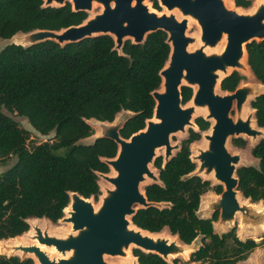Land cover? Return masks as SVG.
<instances>
[{"label": "trees", "instance_id": "1", "mask_svg": "<svg viewBox=\"0 0 264 264\" xmlns=\"http://www.w3.org/2000/svg\"><path fill=\"white\" fill-rule=\"evenodd\" d=\"M42 0H0V40L36 30L58 32L80 25L85 12H73L65 2L60 7H43ZM151 8L160 11L155 0ZM235 7L246 9L249 0H234ZM166 35L156 31L146 35L141 44L129 40L120 51L113 49L108 35L85 38L62 46L43 41L27 47L12 43L0 49V164L11 157L15 162L0 172V240L23 235L29 219H45L54 224L68 205L69 194L97 201L100 195L97 174L109 169L102 161L115 156L117 146L108 139L79 141L93 135L87 121L112 122L120 112L132 116L119 131L122 139L142 130L152 117L151 93L160 88L169 46ZM246 65L256 83L264 87V41L244 46ZM241 80L237 72L224 77L219 87L231 91ZM192 90L180 88L182 105ZM249 107L255 124L264 128V92L255 96ZM5 112L24 118L39 135L53 133L52 141L27 147V131ZM197 130H187L172 158L162 167L157 156L152 167L158 183L144 186L147 202L161 203V208L137 209L130 217L136 228L157 234L165 229L179 243L199 246L189 254L186 264H238L256 248L264 251V235L258 241L240 240L234 229L221 234L213 230L217 213L209 218L198 216L202 195L221 186L192 176L189 146L208 128L201 117L193 120ZM243 147L244 142L233 140ZM256 166L235 169L237 191L250 203L264 202V138L250 149ZM137 264H185L177 258L165 262L152 253L131 250ZM0 264H33L29 258L0 255Z\"/></svg>", "mask_w": 264, "mask_h": 264}, {"label": "water", "instance_id": "2", "mask_svg": "<svg viewBox=\"0 0 264 264\" xmlns=\"http://www.w3.org/2000/svg\"><path fill=\"white\" fill-rule=\"evenodd\" d=\"M42 1L43 7H60L68 2L73 12L88 13L93 4L100 5L101 10L78 26L58 32L32 31L17 38L16 43L12 44L27 47L43 41H53L62 46L85 38L108 35L113 40V49L119 52L125 40L141 44L146 35L162 31L166 35L169 54L159 72L163 91L151 93L154 101L151 119L154 121L147 120L142 130L122 139L119 131L132 116L130 112H123L110 123L93 120L97 128L94 139H108L117 146L113 158L102 160L112 175L97 174V178L110 185V188H101L102 195L97 207H93L91 198L83 199L76 193H70L69 217H62L58 221L70 224L71 233L59 237L33 226V234L29 239L36 243L17 247L3 245L4 252L8 253L7 257L16 256L15 253L19 252L22 256L20 259L29 258L37 264H110L104 260L105 256L123 257L130 246L144 253L155 254L165 262H168V254L176 255L172 258L175 259L183 251H188V245L166 243L163 239L152 241L127 227L131 224L130 217L137 209L162 207L161 203L147 202L143 191L139 190V184L144 181V177L149 178L152 183H158L157 176L148 170V165L156 157L155 150L163 148V167L174 156L171 151L177 149L176 145H169L170 134L182 133L186 126L196 128L190 121L195 109L205 108L206 114L201 118L205 121L212 119L214 122L208 129L209 133L202 136L205 140L204 149H197V155L189 157L192 163H198L191 175L207 181L204 177L212 174L217 185L221 186L220 194L213 200L204 202V214L216 212L215 226L219 229L232 225L236 214L241 228L264 227V208H257L248 199H244L247 202L243 204L236 200L239 192L236 189L235 165L239 162V156L230 155L225 148L231 136L242 134L264 138L263 132H259V127L255 124L253 110L250 115L257 129L249 128L247 122L241 120L232 123L228 117L233 100L236 110H239L247 97L254 98L260 93L249 85H243L231 94L215 93L218 71L223 73L230 68L247 72L238 63V59L242 51L245 52L244 46L247 43L264 41V5H258L250 13H238L226 9L222 0H158L159 7L168 12L158 16L143 5L144 0ZM173 10L180 13L179 20L172 14ZM186 17L194 21L199 29V46L192 51H187L186 47L196 40L185 34ZM222 36L224 42L221 52L206 54L203 47H215L221 42ZM181 87L192 90L189 99L191 103L186 107L181 103ZM45 221L48 224L49 221ZM39 245L53 246L60 255L69 253L70 256L49 259L38 248ZM133 264H137L136 259Z\"/></svg>", "mask_w": 264, "mask_h": 264}, {"label": "rangeland", "instance_id": "3", "mask_svg": "<svg viewBox=\"0 0 264 264\" xmlns=\"http://www.w3.org/2000/svg\"><path fill=\"white\" fill-rule=\"evenodd\" d=\"M157 2V5L159 6L158 4V0H155ZM224 2V7L228 10H233V11H236L238 13H250L252 12V8H254V6L258 3V2H263L264 3V0H249L250 2V6L246 9H243V8H240V7H235L234 5V0H223ZM143 5L147 6V8L149 9V11H155L151 8V5H150V0H144L143 1ZM160 8V11L157 12V13H164V9H162V7H159ZM101 10V6L98 5V4H93L92 5V10L90 13H86L87 14V18H90L91 16L95 15V14H98ZM176 16V14H175ZM177 20L180 19V17L177 15L176 16ZM187 29H186V35L187 36H191V37H194L197 44L195 47L199 46V41H198V37H199V29H198V26L195 24V22H192V21H188L187 22ZM24 34H16L14 35L13 37H11L9 40H0V49L3 48L5 45L7 44H10V43H16V39L17 38H21L23 37ZM220 47V50L223 48V44H219ZM237 72L240 76H241V83L239 85L238 88L242 87L243 85H249V86H252L253 88L256 89L257 93H260V92H264V87L262 86H258L257 83L255 82V80L253 79L252 75L250 74V72L247 70V72H242L241 70L239 69H231L228 73L230 74L231 72ZM220 81V80H219ZM215 93L216 94H219L221 95V93L219 92V82L217 84V87H216V90H215ZM253 98L252 97H248L246 99V102L244 104V106H246L247 108H249V102L252 100ZM189 104H185L183 105L184 107L188 106ZM123 112L119 113L116 115V117L120 116ZM5 114H7L9 117H11L13 120H15L17 122V124L24 130L27 131V142H26V145L27 147L31 146V145H35V144H39L41 142H45V141H52V137H53V133H49L48 135H45V136H41L39 135L38 133H36L27 123V121L22 118V117H18L14 114H9L7 112H5ZM115 117V118H116ZM197 117H204V114L202 113H199V114H193L191 116V119L190 121L193 123V120ZM88 125L93 128V135L91 137H88V138H85V139H82L79 141L80 144H90L92 143L93 139H94V136L95 134L97 133V128L95 127V122L93 120H88L87 121ZM209 125H210V121L208 122ZM188 129H192L194 131L197 130V128H189V127H185L184 128V132L180 133V132H177V133H174V134H170L169 136V145L171 147L173 146H177V149L176 150H172L171 151V154L174 155L176 153V151L178 150L179 148V143L186 138L187 136V130ZM208 132V130L204 131V132H201L200 133V137L197 141L193 142L190 144L189 146V152H190V158L191 157H194L197 155V149H204L205 147V140L202 138V136L204 134H206ZM263 134H264V130H263ZM235 137V136H231L228 138L227 142H226V145H225V148H226V151L230 154V155H238L239 156V162L235 165V169L240 167V166H256L257 164V161L255 159H253L250 155V149L257 143V141L261 138L260 136L257 137L252 143H250L248 140H244L245 142V145H244V148H242L241 150H235L234 148H232L231 146V139ZM162 154H163V148H157L155 150V156H161L162 158ZM15 162V157H11L9 160H7L4 164H0V172L2 171H5L6 169H8L10 166H12ZM194 164H195V168H197L198 166V163L197 161H194ZM148 170L149 172H151L154 176H157V171L155 170V168L152 167V163L148 165ZM106 175L110 176L112 175V172L111 170L109 169L108 173H106ZM202 178V177H201ZM203 179V178H202ZM98 185H99V191H100V195L98 196L97 198V201H94L92 199L91 200V203L93 204L94 208L97 207L98 203H99V197L101 196L102 194V190L101 188L102 187H106V188H110V185H108L105 181H103L102 179L98 178ZM152 181L149 179V178H146L144 177V181L141 182L139 184V190L142 191V188L148 184H151ZM209 183H210V186L213 187V186H216L217 183L213 180V179H210L209 180ZM218 195V194H217ZM212 190H209L207 191L206 193H204L200 199V203H199V208H198V211H197V214L198 216L200 217H203V218H209L211 216V213H208V214H204V208H205V204L204 202L206 200H213L214 197L217 196ZM239 199H243L240 194H239ZM242 202V201H241ZM256 204L257 208L259 209H263L264 208V202H258V203H254ZM64 215H62L63 217ZM61 217V218H62ZM32 220V219H31ZM42 222L45 221V220H41ZM31 222V221H30ZM215 223L214 222L212 224L213 226V230L215 233L217 234H221L223 232H226L230 229H234V232H235V235L238 239L240 240H245V239H252L254 241H258L260 239L261 236L264 235V227H257V228H249V227H244V228H241L240 226V221H239V216L238 214L235 215V218H234V221L232 223V225L230 226H225L224 228H216L215 226ZM42 224V223H41ZM68 224L67 223H62V222H55L54 224L48 222V229H49V232H51L50 234L51 235H60L59 233L65 231L67 228H68ZM28 227L30 228V225H29V222H28ZM28 228V230H29ZM161 235H169L168 232L163 229L161 232ZM173 239V238H172ZM11 241H9V239H7V241H0V244L1 245H10ZM199 246V242H198V239L194 240L190 245H188V252H187V255H186V258H182L181 256H178L176 257L180 262H183L186 264L187 262V259H188V256H189V253L193 250H195L197 247ZM133 249V247L130 246L128 252H127V258H118V257H108V256H105L104 257V260L110 264H121V262H124V263H129L130 260L133 258L131 256V250ZM0 255H5L7 256L8 253L6 252H1L0 251ZM15 255L19 258H21V254L19 252L15 253ZM28 256V255H26ZM30 257V256H29ZM171 260H173L172 258H169L168 259V262H171ZM33 264H34V261H33ZM188 264V263H187ZM190 264H195V263H190ZM238 264H264V251L261 249V248H256L255 250H253L249 255L248 257L242 261V262H239Z\"/></svg>", "mask_w": 264, "mask_h": 264}, {"label": "bare ground", "instance_id": "4", "mask_svg": "<svg viewBox=\"0 0 264 264\" xmlns=\"http://www.w3.org/2000/svg\"><path fill=\"white\" fill-rule=\"evenodd\" d=\"M222 2H223V0H222ZM223 4H224V2H223ZM264 5V3L263 2H258L255 6H254V8H252V11H254L255 10V8L258 6V5ZM164 9V8H163ZM92 10V9H91ZM91 11H89L88 13H90ZM155 12V11H154ZM172 12V14L175 16V14H176V16L178 15L179 17H180V13L178 12V11H176V10H173V11H171ZM158 16L159 15H161V14H168V12H166V11H164V13H161V14H158L157 12H155ZM175 16V18H177ZM186 20H187V22L188 21H192V20H190L188 17H186ZM192 22H194V21H192ZM188 24V23H187ZM185 32H186V30H185ZM186 34V33H185ZM223 42H224V36H222L221 37V44H223ZM219 43V44H220ZM196 44H197V42H195V43H189L188 45H187V47H186V50L187 51H192L193 50V48H195V46H196ZM219 44L218 45H216L215 47H207V46H204L203 47V50H204V52L206 53V54H211V53H220L221 52V50H220V47H218L219 46ZM238 63L243 67V68H246V70H248V68H247V65H246V63H245V52L244 51H242V55H241V57L238 59ZM231 69L230 68H227L226 70H225V72H217V79H216V84H215V90H216V87H217V83L219 82V80H221L222 79V77H224L225 75H227V73L230 71ZM249 71V70H248ZM181 84H184V81H181ZM156 91H158V92H162L163 91V85H162V82H161V85H160V88L158 89V90H156ZM248 98V97H247ZM246 98V99H247ZM245 102H246V100H245ZM244 102V103H245ZM191 103V101H188L186 104H190ZM244 103L240 106V108H239V110H237V120L239 119V120H241V121H243V122H247V126L250 128V127H253V128H255V129H257V127L254 125V123H253V120H252V116L250 115V113L252 112V111H250L247 115H246V117H245V119H242V114H244L245 113V106H244ZM185 105V104H184ZM247 111V110H246ZM194 113L195 114H199V113H202V114H204V116H205V114H206V110H205V108L204 109H195L194 110ZM245 115V114H244ZM212 122H214L212 119H210ZM149 121H154L153 119H149ZM156 122V121H155ZM258 130H259V132H263V130H264V128H258ZM210 131V130H209ZM207 133H209V132H207ZM250 137V136H249ZM257 138V137H256ZM256 138H252V137H250V139H251V143L256 139ZM204 179H206L207 181H209L210 179H213L216 183H218L214 178H213V175L212 174H209L207 177H204ZM102 195V194H101ZM90 199V198H89ZM236 200H237V202L239 203V204H243V203H245V202H247V201H245L244 200V198L243 199H239V194H237V196H236ZM242 201V202H241ZM94 207V206H93ZM94 211H95V209H94ZM69 212H70V207H69V204L66 206V208L63 210V217L64 218H67V217H69ZM41 220H45V219H29L27 222H29V225H30V228H29V230L26 232V233H24L23 235H21V236H18V237H16V238H12V239H9V241H11V243H10V245H11V247H17V246H27V245H30V244H35L36 243V241L35 240H30L29 239V237H31L32 236V227L33 226H37L39 229H41V230H46V232H47V234H49V235H51L50 233L51 232H49V229H48V224H47V222L46 221H41ZM31 221V222H30ZM42 223V224H41ZM69 226H68V228L65 230V231H63V232H61V233H59L60 235H54V236H59V237H63V236H65V235H67V234H70L71 233V231H70V224H68ZM45 226H47V227H45ZM129 230H131V231H133V232H137L140 236H144V237H148L149 239H151L152 241H154V240H156V239H163V240H165L166 241V243H172V242H175L176 244H179V242L176 240V238H175V236H171V235H161V233H157V234H151V233H148V232H145V231H142V230H138V229H136L134 226H132L131 224H129L128 225V227H127ZM173 238V239H172ZM0 241H7V240H0ZM6 247V246H5ZM10 247V246H9ZM6 248H8V247H6ZM38 248L41 250V251H43V252H45V254L47 255V257L50 259V258H60V259H62V258H64V257H67V256H70V254L69 253H65L64 255H60V253H58V252H56L55 251V249H54V247L53 246H47V247H45V246H42V245H39L38 246ZM0 251L1 252H4L5 250H4V246L3 245H1L0 244ZM128 252V251H127ZM127 252L125 253V255L123 256V257H121V256H117L118 258H127ZM187 252L188 251H183L180 255L182 256V257H185L186 255H187ZM176 255H172V254H168L167 255V257L168 258H173V257H175ZM134 257L130 260V262L129 263H124V262H121L122 264H133V261H134ZM34 264H37V262L36 261H34Z\"/></svg>", "mask_w": 264, "mask_h": 264}, {"label": "flooded vegetation", "instance_id": "5", "mask_svg": "<svg viewBox=\"0 0 264 264\" xmlns=\"http://www.w3.org/2000/svg\"><path fill=\"white\" fill-rule=\"evenodd\" d=\"M162 9H163V8H162ZM158 14H161V13H158ZM222 78H223V77H222ZM240 83H241V80H239V82L237 83V85L235 86V88H234L233 90H231V91L221 90L220 87H219V92H220L221 94H224V93L231 94V93H233V92L239 87ZM244 104H245V103H244ZM246 110H247V111H246ZM250 111H252V109H251L250 107L247 108V107L245 106V113H244L245 115L242 114V119H245L246 115H247ZM228 117L230 118V120L232 121V123H235V122L237 121V110H236V106H235V100H233L232 103H231L230 109H229V111H228ZM238 120H239V119H238ZM204 121H205V120H204ZM209 121H210V125H209V123H208V128H207V130L209 129L210 126L213 125V122H212L211 120H208V121H206V122H209ZM208 132H209V130H208ZM233 140H241V141H243V142H244V140H248V141L251 143V139H250V137H248V136H246V135H242V134H240V135H238V136H235V137H233V138L231 139V141H230L232 148H234L235 150H241L242 148H244L245 142H244L243 147H238V146H236V145H234V144L232 143ZM208 182H209V181H208Z\"/></svg>", "mask_w": 264, "mask_h": 264}, {"label": "crops", "instance_id": "6", "mask_svg": "<svg viewBox=\"0 0 264 264\" xmlns=\"http://www.w3.org/2000/svg\"><path fill=\"white\" fill-rule=\"evenodd\" d=\"M257 85L260 87L261 85H259L258 83H257ZM263 87V86H262ZM260 93H263V92H260ZM121 113V112H120Z\"/></svg>", "mask_w": 264, "mask_h": 264}]
</instances>
